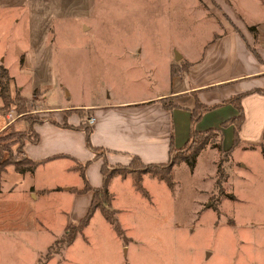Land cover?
Wrapping results in <instances>:
<instances>
[{
    "label": "rangeland",
    "instance_id": "obj_1",
    "mask_svg": "<svg viewBox=\"0 0 264 264\" xmlns=\"http://www.w3.org/2000/svg\"><path fill=\"white\" fill-rule=\"evenodd\" d=\"M218 1L231 15L264 23V0ZM36 7L32 32H0V61L12 77L10 94L22 86L21 94L34 95L39 109L72 110L73 105L106 97L141 96L154 87L145 75L148 60H164L166 55L173 59L179 52L200 54L219 20H228L211 0H63L52 9L47 4ZM60 13L68 17L61 18ZM129 47L142 53L131 54ZM23 60L26 68L19 66ZM183 67L182 61L178 69ZM11 101L9 109L21 124L28 120L33 126L45 118L29 110L20 112ZM65 114L68 119L79 117L77 111ZM4 120L0 113V122ZM248 133L243 129L235 146L232 132L223 138L232 145L226 155L211 144L193 169L186 162L176 164L173 188L142 175L139 184L147 197L132 187L127 172L131 181L109 186L117 211L112 203L111 208L124 238L96 210L69 246L58 240L86 213L90 198L62 191L38 198L41 190L29 187L32 183L81 187V177L54 171V180L43 182L46 175H41L35 183L7 166L0 180V264H264V128L258 139ZM10 134L2 133L0 143L14 151L11 142L17 138L6 139ZM81 147L70 146L73 154L65 164L76 163L75 157L87 152L93 155L88 165L104 156L86 144L83 153ZM11 155L5 153L4 158ZM133 167L134 177L140 176L141 167ZM95 175L99 169L85 172L89 181Z\"/></svg>",
    "mask_w": 264,
    "mask_h": 264
},
{
    "label": "crops",
    "instance_id": "obj_2",
    "mask_svg": "<svg viewBox=\"0 0 264 264\" xmlns=\"http://www.w3.org/2000/svg\"><path fill=\"white\" fill-rule=\"evenodd\" d=\"M62 1L0 0V32H9L13 29H21L20 32H32L31 26L35 14L39 10L36 6L47 4L52 9L53 6H61ZM211 1L222 10L228 20H219L220 24L216 26L217 30L211 32L210 40L204 45L200 54L190 56L179 52V56L173 59L170 55H166L164 60H161L163 57L159 60H148L145 75L148 77V84L154 87H150L141 96L138 95L136 98L106 97L97 102L73 105L72 110L71 108L68 109V106L39 109L33 103L34 95L32 97L22 95V86H19L20 90L15 89L16 91L11 93L13 96L10 94L11 98L14 99L16 93L19 92L28 100L26 108L30 113L45 115L44 119L32 126L34 131L38 133L40 140L36 144L31 142L25 144L24 151L27 157L41 161L59 154L65 155L44 161L33 173L25 172L20 173V175H29L28 177L33 178L35 183L41 175H46L43 182L54 180V177L51 178L53 176L51 173L54 171H59V174L72 171L81 177L78 172L72 170L75 163L65 164L64 160L73 154L71 151L73 149L69 148L74 144L82 146V152H86L84 148L86 144L85 132L83 129H70L61 126L63 123L78 126L81 120L85 121L90 128L89 138L92 146L108 150L102 153L105 159L103 157L98 158L85 169L86 173L91 168H94V171L99 169V176L96 177L95 175L92 181L88 180L92 187H99L102 184L100 169L103 163L110 169L125 168L130 164L133 156L138 157L143 164L167 163L170 159V147L182 148L189 138L190 113L196 102L214 107L202 114L194 126L195 129L199 131L208 128L217 129L214 139L216 140L218 137L222 150L226 151L232 145L224 143L223 138H229L232 132L233 143V125L222 126V122L238 114L236 107L228 100L239 94L243 95L241 106L244 114L239 130V144L240 133L243 129L250 132L248 134L253 135L252 139H258L264 128V93L251 90H264V81L262 84L258 83L260 78L264 77V23L245 21L240 15L229 14L225 9L227 6L223 5L224 3L222 4L218 0ZM227 2L230 3V0ZM58 16L61 18L68 17L67 14L62 13ZM250 26L256 27V36L249 30ZM126 49L131 54L142 53L141 49L137 50L133 47ZM182 61L188 63L187 69L172 75L171 65L181 67ZM0 65L6 68L1 61ZM19 66L26 68L24 60L20 62ZM6 69L8 70V68ZM247 80L248 82H246ZM166 100H169L174 106L171 108L164 107L163 102ZM3 106L4 102L0 97V113L5 117V120L0 122V134L26 131L30 127L28 120V123L23 125L18 122L21 118H17V116L9 121L8 111L12 113V109L2 111ZM67 111H77L79 117L68 119L65 114ZM54 113L58 115L57 118L50 117ZM89 118L93 119L91 123L88 122ZM209 145L211 143H208L201 152L206 150ZM92 156L91 152H87L84 157L78 156L75 157V160L76 163L83 164ZM129 177L115 176L111 184L116 181H131V177ZM47 184L49 183H45V185L32 183L29 189L38 190V192L41 190L38 193L40 194L38 198H40L57 191L74 193L68 190L83 187ZM131 185L133 187L132 182ZM56 188L60 189L54 190ZM109 190L112 192L111 187ZM31 194L33 196L34 192ZM81 195L89 197L91 201V191ZM113 201L114 197L111 202L112 207ZM115 210L117 211V209Z\"/></svg>",
    "mask_w": 264,
    "mask_h": 264
},
{
    "label": "trees",
    "instance_id": "obj_3",
    "mask_svg": "<svg viewBox=\"0 0 264 264\" xmlns=\"http://www.w3.org/2000/svg\"><path fill=\"white\" fill-rule=\"evenodd\" d=\"M249 30L256 36V27L250 26ZM184 67L182 70H179L176 65H171L170 71L171 74L174 75L176 72H183L187 69L188 63H183ZM12 77L10 76L8 70L0 65V97L3 99L4 106L2 111L9 110V106L11 104V97L9 93L10 89V83H11ZM258 92L264 93V90L258 89ZM242 94L236 95L228 100L229 103L233 104L238 114L224 122H222V126L227 125H233V143L232 145H238L239 144V130L240 126L242 124V121L244 119L243 109L241 106V98ZM14 100L16 101V105L18 110L20 112L26 113L28 112V109L26 108V103L28 100L20 95L19 92L16 93ZM164 107L171 108L174 106L173 103H171L169 100H166L163 102ZM214 106H206L199 102H196V105L191 109L190 113V134L189 138L186 142V144L179 149H175L172 146L170 147V159L167 163H161V164H143L138 157L133 156L130 164L127 167H121V168H113L110 169L107 167L105 163L102 164L100 172L102 175V184L99 187H92L88 180L85 177V169L89 163L87 161L84 164L75 163L74 166H72V170L79 173V175L83 179V187L82 188H72L71 191L76 194H84L86 192L91 191L92 192V198L90 201V205L83 217H81L76 223L69 224L66 227L65 234L58 240V243L61 244V246H69L71 245L76 237L83 232V230L88 226L90 219L94 215V212L96 210H99L103 218L112 225L114 231L116 234L122 238H124V232L121 228L119 222L117 221L115 217V210L111 208V202H112V193L109 190V186L111 184L112 179L115 176H121L125 177L127 172L130 173L131 177L133 178V185L136 190H138L143 196H148L146 191L142 186H140L139 181L142 179V175L147 174L151 178H156L160 181H163L168 188H173V166L181 163L186 162L189 166V168L193 169L196 158L200 154V152L207 146L208 143H211L213 147L218 149L219 151L223 152L224 155L228 154L231 150V147L223 151L221 148V144L219 141H215V136L217 133V129L214 128H208L203 131H199L194 129L195 124L198 122L202 114L213 108ZM22 110V111H21ZM24 115V114H23ZM62 127L70 128V129H83L85 132V142L88 147H91L94 149L95 152H98V154H102L107 152V149H104L102 147H95L92 146L90 143V128L87 126V123L83 120H81L80 124L78 126H73L68 123L61 124ZM17 134H10L7 135L6 139H11L13 137H16L17 139L11 144L16 145L15 150L13 151L10 145H3L0 143V180L2 173L6 170V167L9 165H12L14 170L18 173H25L30 172L33 173L36 168L43 163L44 161H47L52 158L62 157L65 155L59 154L55 155L53 157L46 158L41 161H35L27 157L24 146L27 142H31L33 144H36L39 142L40 137L37 132L34 131L32 125L30 124V127L26 131H20L16 132ZM2 135V134H0ZM5 153H14V156H10L8 158H4ZM97 154V155H98ZM133 164H137L141 167V173L140 176L134 177V172L137 171L135 167H133ZM220 172L221 169L218 168ZM60 188H56L54 190H58Z\"/></svg>",
    "mask_w": 264,
    "mask_h": 264
},
{
    "label": "built area",
    "instance_id": "obj_4",
    "mask_svg": "<svg viewBox=\"0 0 264 264\" xmlns=\"http://www.w3.org/2000/svg\"><path fill=\"white\" fill-rule=\"evenodd\" d=\"M13 119H14V117H13L12 113H11V112H9V113H8V120H9V121H11V120H13ZM92 120H93L92 118H89L88 122H90V123H91V122H92Z\"/></svg>",
    "mask_w": 264,
    "mask_h": 264
}]
</instances>
